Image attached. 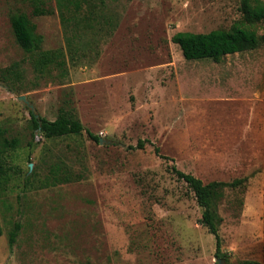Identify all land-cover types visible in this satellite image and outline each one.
I'll list each match as a JSON object with an SVG mask.
<instances>
[{"label":"rangeland","instance_id":"374dc122","mask_svg":"<svg viewBox=\"0 0 264 264\" xmlns=\"http://www.w3.org/2000/svg\"><path fill=\"white\" fill-rule=\"evenodd\" d=\"M48 2L52 14L33 16L27 0H0V264H217L172 163L203 183L247 178L214 202L221 264H264V44L213 62L187 61L171 41L230 28L241 0H83L74 28ZM14 11L42 51L62 52L63 72L33 68ZM67 103L80 135L33 129L32 115L54 121Z\"/></svg>","mask_w":264,"mask_h":264},{"label":"trees","instance_id":"16d2710c","mask_svg":"<svg viewBox=\"0 0 264 264\" xmlns=\"http://www.w3.org/2000/svg\"><path fill=\"white\" fill-rule=\"evenodd\" d=\"M31 6L33 16L52 14L53 8L48 0H27ZM83 0H55L56 10L61 22L65 27L74 28L80 21L77 19L78 13L82 9ZM240 19L234 22L228 29H216L208 33L176 32L171 41L178 45L182 56L187 61L212 60L220 62L225 56L252 51L264 44V33L259 34V26L264 22V1L261 0H241L239 6ZM94 12H89L90 20ZM9 21L17 45L27 54L34 57L33 68L40 74L49 68H56L60 72L64 70L62 52L59 50L42 51L43 38L36 32V25L30 20L27 14L21 11H14L9 14ZM95 21V20H93ZM89 22V21H88ZM88 27H94L88 24ZM60 108L58 116L54 121L44 118H35L32 115L33 129L37 130L47 139L80 135L83 126L77 118L75 111L67 104ZM88 137L97 143L100 140L97 136L87 133ZM137 148H143L144 142L138 141ZM154 152L161 159L172 161L167 156L160 154L159 148L155 147ZM171 173L186 184L187 188L193 193L195 202L202 209L199 223L205 227L215 239V257L219 261L226 263L227 256L221 252V238L218 234L219 218L215 213L214 202L219 199L220 194L225 189H236L245 184L247 178H238L230 182L212 181L203 183L192 174L184 173L177 169L172 163L169 166ZM5 166L0 161V181L5 176ZM67 181L69 178H66ZM19 225L15 224L9 233L8 242L12 246L15 243ZM2 229L0 225V235ZM238 264H262L256 260H243Z\"/></svg>","mask_w":264,"mask_h":264},{"label":"water","instance_id":"95a60500","mask_svg":"<svg viewBox=\"0 0 264 264\" xmlns=\"http://www.w3.org/2000/svg\"><path fill=\"white\" fill-rule=\"evenodd\" d=\"M18 99L19 100H22V101H24L25 102V99H24V97H18ZM35 118H37V116H35ZM100 143H101V141H100ZM220 262V264H221V261H219Z\"/></svg>","mask_w":264,"mask_h":264}]
</instances>
